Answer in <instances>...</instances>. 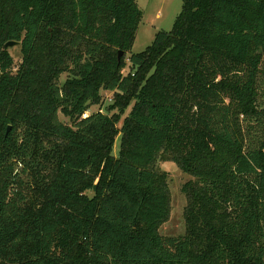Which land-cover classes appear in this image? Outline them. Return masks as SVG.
Instances as JSON below:
<instances>
[{
    "label": "trees",
    "instance_id": "16d2710c",
    "mask_svg": "<svg viewBox=\"0 0 264 264\" xmlns=\"http://www.w3.org/2000/svg\"><path fill=\"white\" fill-rule=\"evenodd\" d=\"M142 18L0 0V264H264V0H183L133 53ZM159 160L193 177L182 235Z\"/></svg>",
    "mask_w": 264,
    "mask_h": 264
},
{
    "label": "rangeland",
    "instance_id": "374dc122",
    "mask_svg": "<svg viewBox=\"0 0 264 264\" xmlns=\"http://www.w3.org/2000/svg\"><path fill=\"white\" fill-rule=\"evenodd\" d=\"M139 7L143 11V18L140 23L136 40L132 49L133 53H141L148 46H150L156 34L160 30L169 31L172 29L174 21L182 9L183 0H137ZM10 53L15 59L16 65L21 62L20 45L9 49ZM129 67H126L124 73L127 74ZM66 75L62 77L61 81L65 80ZM105 105L103 112L106 113L105 107L112 103L114 92H104ZM129 107L125 114L130 112ZM99 110V106H92L88 111L90 115L93 111ZM122 117V118H123ZM63 121L66 119L60 115ZM121 127V122L119 124ZM121 134L117 136L114 144V155L117 156L120 151ZM157 166L165 171L168 175V183L171 194V213L169 219L160 227V233L164 236H178L186 231V221L184 216L185 207L187 205V198L182 192L185 183L193 180V177L185 173L177 163L171 160H159ZM92 196V192H88Z\"/></svg>",
    "mask_w": 264,
    "mask_h": 264
},
{
    "label": "water",
    "instance_id": "95a60500",
    "mask_svg": "<svg viewBox=\"0 0 264 264\" xmlns=\"http://www.w3.org/2000/svg\"><path fill=\"white\" fill-rule=\"evenodd\" d=\"M18 45H20V42L19 41H9V42L6 43V47L7 48H12V47H15V46H18ZM123 54H124V52L123 51H120L119 52V58H121V56ZM9 130H10V127H9L8 131Z\"/></svg>",
    "mask_w": 264,
    "mask_h": 264
},
{
    "label": "built area",
    "instance_id": "2783aa9c",
    "mask_svg": "<svg viewBox=\"0 0 264 264\" xmlns=\"http://www.w3.org/2000/svg\"><path fill=\"white\" fill-rule=\"evenodd\" d=\"M84 116H87V113Z\"/></svg>",
    "mask_w": 264,
    "mask_h": 264
}]
</instances>
